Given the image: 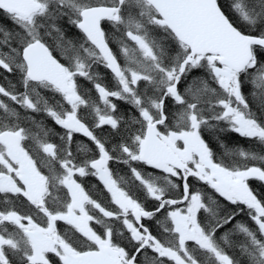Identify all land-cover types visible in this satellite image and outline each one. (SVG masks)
<instances>
[{"label":"snow or ice","instance_id":"1","mask_svg":"<svg viewBox=\"0 0 264 264\" xmlns=\"http://www.w3.org/2000/svg\"><path fill=\"white\" fill-rule=\"evenodd\" d=\"M0 264H264V0H0Z\"/></svg>","mask_w":264,"mask_h":264}]
</instances>
